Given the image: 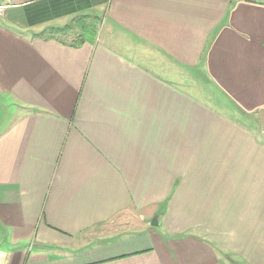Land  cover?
I'll return each mask as SVG.
<instances>
[{
    "label": "crops",
    "instance_id": "0c3cea01",
    "mask_svg": "<svg viewBox=\"0 0 264 264\" xmlns=\"http://www.w3.org/2000/svg\"><path fill=\"white\" fill-rule=\"evenodd\" d=\"M262 108L264 0H0V264H264Z\"/></svg>",
    "mask_w": 264,
    "mask_h": 264
},
{
    "label": "water",
    "instance_id": "95a60500",
    "mask_svg": "<svg viewBox=\"0 0 264 264\" xmlns=\"http://www.w3.org/2000/svg\"><path fill=\"white\" fill-rule=\"evenodd\" d=\"M260 115H261L262 125L264 127V108H262L260 110ZM151 223H152V225H157L158 224V216H155Z\"/></svg>",
    "mask_w": 264,
    "mask_h": 264
},
{
    "label": "rangeland",
    "instance_id": "374dc122",
    "mask_svg": "<svg viewBox=\"0 0 264 264\" xmlns=\"http://www.w3.org/2000/svg\"><path fill=\"white\" fill-rule=\"evenodd\" d=\"M114 222H116V219L113 220L112 222H110L108 225H111V224H113Z\"/></svg>",
    "mask_w": 264,
    "mask_h": 264
}]
</instances>
